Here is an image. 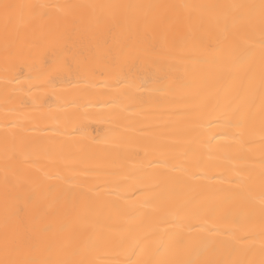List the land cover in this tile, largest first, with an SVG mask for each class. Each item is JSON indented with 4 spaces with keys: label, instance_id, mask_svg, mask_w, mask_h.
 <instances>
[{
    "label": "bare ground",
    "instance_id": "1",
    "mask_svg": "<svg viewBox=\"0 0 264 264\" xmlns=\"http://www.w3.org/2000/svg\"><path fill=\"white\" fill-rule=\"evenodd\" d=\"M17 5H57L62 11L52 17H27L32 8L23 9L24 20L9 23L8 43L17 55L5 51V19L0 14V259H3L5 221L7 230L23 231L31 226L37 208H48L41 223L55 225L40 233L47 243L55 241L63 250L54 258L88 259L96 264H127L143 260L130 248L148 232L158 228L162 217L172 218L175 205L151 200L142 191L162 176L185 177L199 173L193 183L208 200L223 203L237 213L255 208L256 214L245 225L250 239L243 241L259 261L264 235L258 209L264 195V143L259 117L250 125L251 139L234 135L215 136L222 126L204 123L198 151L185 155L190 130L202 121L198 113L208 102V92L222 71L220 65L191 60L196 51L168 44L172 55H153L147 64L133 69L134 77L121 78L119 65L111 63L118 52L115 40L127 37L131 10L117 9L123 23L110 33L114 21L98 24L91 10L71 9L81 4H164L189 7L170 9L181 17H191L196 25L211 27L228 4H258L260 0H0ZM135 31L137 25L132 24ZM19 32L21 40L14 41ZM115 38V40H114ZM107 41V43L105 42ZM64 52L65 61L56 62ZM158 61V62H157ZM55 67V79L50 67ZM256 73V107L259 111V52L253 58ZM215 136L214 139L212 137ZM8 177L6 182L5 177ZM246 183L247 202L230 197ZM35 192L36 198L27 197ZM20 210L19 217L13 215ZM208 220L200 216L180 225L185 230ZM62 225H67L60 231ZM227 237L236 227L231 220L211 221ZM108 232L109 239L99 248L77 256L72 247H86L92 233ZM124 241L123 247L119 242ZM44 258L47 253L40 250ZM182 254L171 253L176 260ZM225 259L229 258L227 252ZM233 259L238 257L233 256Z\"/></svg>",
    "mask_w": 264,
    "mask_h": 264
},
{
    "label": "snow or ice",
    "instance_id": "2",
    "mask_svg": "<svg viewBox=\"0 0 264 264\" xmlns=\"http://www.w3.org/2000/svg\"><path fill=\"white\" fill-rule=\"evenodd\" d=\"M71 9L91 10L98 24L106 21H114L109 28L113 29L123 23L119 19L117 9L131 10L128 15L131 23L127 29V37L120 34V40H115L118 52L111 63L119 65L121 78L118 82L125 83L135 76L132 69L139 63L147 64L153 55H172L166 47L168 44L180 45L183 48L191 47L196 55L189 59L203 63L220 65L222 71L217 77L216 84L208 92V102L198 113L202 121L199 127L190 130L185 155L198 151L201 143H211V140H203L204 123L222 126L225 131L215 133V136L234 135L239 139L249 137L251 139L250 125L259 117L261 128V142L264 143V0L258 4H228L216 6L222 12L211 27L204 24L196 25L191 17H181L170 9L189 7L188 5L174 6L164 4H130V5H106V4H81L68 5ZM32 8L27 19L39 17L41 19L52 17L54 13L62 11L57 5H17L0 2V14L5 19V51L6 54L16 56L15 44H9V23L13 20H24L23 9ZM132 24L137 25L133 31ZM13 40H21L19 32L13 34ZM107 43V41H105ZM71 51L67 44L61 54L55 57L56 62L65 61L64 52ZM259 52L260 84H259V111L256 107V73L252 66L253 58ZM158 62V61H157ZM55 79L56 69L50 67ZM212 137V139L215 138ZM264 163V158H262ZM199 173L188 174L185 177L172 178L162 176L160 180L151 185L147 191L151 193V200H166L175 205L172 218L165 216L160 219L161 224H169L166 229L158 228L148 232L142 239L135 242L130 248L131 255L137 252L146 259H129L127 264H264V243L261 245L259 261L251 259L252 250L242 243L250 239V233L245 230L246 223L253 218L257 210H241L237 213L226 209L223 203H214L198 189L193 181ZM264 180V171L261 173ZM7 182L8 177H5ZM36 193H31L27 199L33 200ZM230 200L247 202L250 200V190L246 183L237 187ZM48 208H37L34 222L31 226H25L21 232H9L7 219L5 221L3 259L0 264H96V261L88 259L63 260L55 259L54 255L63 246H58L55 241L45 243L40 233H47L55 229L52 223H41L48 215ZM261 222V234L264 235V195L260 200L258 209ZM13 215L19 217L17 209ZM207 216L208 220L199 224V231L193 233L192 225L185 230L180 225L200 216ZM231 220L236 227L230 229L227 237L220 235V229L211 225L216 218ZM67 225H62L60 231H64ZM109 233H92L86 242V247H72L73 255H81L85 251L101 247L108 239ZM123 247L124 241L119 242ZM43 248L47 253L41 258L38 253ZM227 252V259L223 258ZM171 253L182 254L181 258L168 260ZM238 257L233 259L232 257Z\"/></svg>",
    "mask_w": 264,
    "mask_h": 264
}]
</instances>
